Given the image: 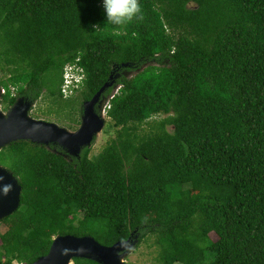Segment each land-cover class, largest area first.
<instances>
[{"label":"trees","instance_id":"obj_1","mask_svg":"<svg viewBox=\"0 0 264 264\" xmlns=\"http://www.w3.org/2000/svg\"><path fill=\"white\" fill-rule=\"evenodd\" d=\"M140 5L141 20L113 26L102 0H0L3 110L44 97L54 108L36 116L76 129L80 103L111 73L121 84L98 153L0 150L21 185L0 221V263L32 264L58 235L110 246L135 233L139 245L154 237L158 264H264V0ZM72 64L85 76L61 102Z\"/></svg>","mask_w":264,"mask_h":264},{"label":"water","instance_id":"obj_2","mask_svg":"<svg viewBox=\"0 0 264 264\" xmlns=\"http://www.w3.org/2000/svg\"><path fill=\"white\" fill-rule=\"evenodd\" d=\"M127 66L128 63H123ZM147 64L141 66L143 69ZM135 71H123L130 77ZM129 73V74H128ZM114 75L94 94L83 103L79 127L70 130L55 122L37 119L30 115L35 100L24 96L18 97L7 109L3 110L1 97L4 88L0 86V150L12 142L29 140L49 147L54 145L61 148L65 156L80 158L84 148H90L93 142L100 137L107 122L106 98L102 93L112 86ZM115 93L112 94L113 98ZM101 99V101L99 100ZM99 101L98 109L95 108ZM99 111V112H98ZM21 185L14 174L0 165V221L13 214L20 204ZM132 233L126 240L117 241L105 246L94 237L74 236L71 234L58 235L53 238L49 251L32 264H72L74 258L93 260L99 264H128L126 258L135 250L139 239ZM4 264V263H0Z\"/></svg>","mask_w":264,"mask_h":264},{"label":"rangeland","instance_id":"obj_3","mask_svg":"<svg viewBox=\"0 0 264 264\" xmlns=\"http://www.w3.org/2000/svg\"><path fill=\"white\" fill-rule=\"evenodd\" d=\"M0 76H1V74H0ZM69 95L71 96L72 94L70 93ZM68 100H72V99L71 98H67V99L62 98L61 102H64V101L66 102ZM45 101L46 100H45L44 97L43 98L41 97L38 100H36L34 102V106L30 110V115L32 117H34V118L43 119V120L51 121V122H55V123H57V124H59L61 126H64V127L68 128V126H66L65 123H63V122L60 123V122L56 121L55 119H49V118H44V117L38 118L36 116L37 114H41L43 112H46L50 108H54V106L51 103L45 102ZM39 116H41V115H39ZM61 116H62L63 119H66V118H64V117H66L65 114H61ZM163 117L164 116L161 115V116L155 117L154 119H151L148 123H144L140 127L141 133L142 132H149L151 130V128H152V125L155 123L154 121H159ZM108 121L109 120H107V122ZM107 122H106L105 128L107 127ZM68 129H70V128H68ZM70 130H73V129H70ZM108 137H109V134L106 133L105 131H103L101 133L100 137L97 138L93 142V144L91 146V151H90L91 156L93 154H96L99 151H101V149L105 145V141L107 140ZM153 240H154V237H152V239H149V240L143 242L140 245H139V243H140L139 242L137 244L135 250L126 258V262L128 264H158V261L156 260L157 252H158L157 248L158 247H156L153 244ZM72 264H74V263H72ZM176 264H179V263H176Z\"/></svg>","mask_w":264,"mask_h":264},{"label":"clouds","instance_id":"obj_4","mask_svg":"<svg viewBox=\"0 0 264 264\" xmlns=\"http://www.w3.org/2000/svg\"><path fill=\"white\" fill-rule=\"evenodd\" d=\"M102 5L106 17V23L109 25L125 26L134 20H141L143 18L140 0H102ZM93 27L98 28L99 26L94 25ZM63 76V86L67 79L71 80L68 89L71 90V96H73L77 92L76 89L79 87L80 81L82 82L84 79V71L77 64L66 65ZM71 96L69 95L65 97L64 95V99L70 98ZM135 235L136 234L134 233L133 236Z\"/></svg>","mask_w":264,"mask_h":264},{"label":"flooded vegetation","instance_id":"obj_5","mask_svg":"<svg viewBox=\"0 0 264 264\" xmlns=\"http://www.w3.org/2000/svg\"><path fill=\"white\" fill-rule=\"evenodd\" d=\"M122 74H123V72H122ZM115 81H116V79H114ZM113 82V84H112V86L109 88V92L107 91L106 93H102V98L103 97H105L106 98V103H105V105L104 106H109V103H110V100H111V96H112V94L113 93H116V91L118 90V87L119 86H121V84L120 83H117V82ZM63 98H64V95H63ZM100 101H101V99H99ZM85 101H83L82 103H80V106H81V108H80V119H81V114H82V111H83V107H82V105H83V103H84ZM98 105H99V101H98V103H97V105H96V107L95 108H97L98 109ZM107 106H106V108H107ZM99 112V111H98ZM77 129V128H76ZM74 130V129H73Z\"/></svg>","mask_w":264,"mask_h":264},{"label":"built area","instance_id":"obj_6","mask_svg":"<svg viewBox=\"0 0 264 264\" xmlns=\"http://www.w3.org/2000/svg\"><path fill=\"white\" fill-rule=\"evenodd\" d=\"M70 82H71V80L70 79H67L65 81V85L63 86L62 91H63L65 97L69 96V94L71 93V90L68 89V86H69V83Z\"/></svg>","mask_w":264,"mask_h":264}]
</instances>
